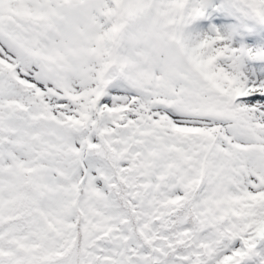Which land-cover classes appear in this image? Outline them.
Here are the masks:
<instances>
[{"label": "snow or ice", "instance_id": "obj_1", "mask_svg": "<svg viewBox=\"0 0 264 264\" xmlns=\"http://www.w3.org/2000/svg\"><path fill=\"white\" fill-rule=\"evenodd\" d=\"M0 264H264V0H0Z\"/></svg>", "mask_w": 264, "mask_h": 264}]
</instances>
